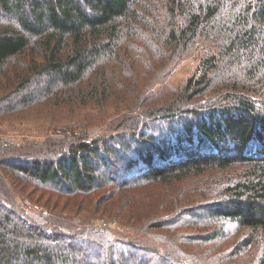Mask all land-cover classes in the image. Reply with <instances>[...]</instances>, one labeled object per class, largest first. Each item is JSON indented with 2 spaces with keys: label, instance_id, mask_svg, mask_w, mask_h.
<instances>
[{
  "label": "trees",
  "instance_id": "1",
  "mask_svg": "<svg viewBox=\"0 0 264 264\" xmlns=\"http://www.w3.org/2000/svg\"><path fill=\"white\" fill-rule=\"evenodd\" d=\"M193 50L194 74L166 93ZM81 108H118L114 133L88 123L20 144L0 132V264H215L185 246L219 244L232 225L244 234L228 256L254 264L264 0H0V122ZM99 213L162 246L72 224Z\"/></svg>",
  "mask_w": 264,
  "mask_h": 264
},
{
  "label": "rangeland",
  "instance_id": "2",
  "mask_svg": "<svg viewBox=\"0 0 264 264\" xmlns=\"http://www.w3.org/2000/svg\"><path fill=\"white\" fill-rule=\"evenodd\" d=\"M197 52L198 50H193L190 54L185 55L182 58V61L179 62L171 72L170 76L166 78L165 84L167 86L166 93L172 94V90H176L179 87H182L185 82L194 74V71L197 67ZM37 114V113H36ZM120 116V110L118 108L107 109L105 111H96L89 108H81L75 114L70 116H62L58 118L45 117L37 120L32 119H17V120H5L0 122V132L3 134L4 140L6 142H16V143H26L29 140L31 141H45L47 139H54V137L68 135V129L80 126H86L88 123L92 124V129L90 133L93 132H104L106 134L114 133L113 130H109V127L112 123L117 121V118ZM79 131V130H78ZM93 136L87 138V141L93 140ZM101 191L96 193L98 197H102ZM35 208L37 207L34 205ZM40 207H37L38 209ZM114 206L108 207L107 212L114 210ZM36 210L33 208V212ZM45 211V210H42ZM102 211V210H101ZM37 212V211H36ZM39 222L41 218L38 217V214H34ZM107 214H104L103 217L101 213L98 215H88L85 219L81 220L80 218L73 217L72 224H80V221L85 222L88 227H95L98 230L106 231V238L112 239V234L121 233L125 238L131 239L133 241H144L148 244L155 246H162L156 239L147 238L142 236L140 232L134 231L133 227H126L124 224H120L116 219H105ZM110 221H105V220ZM126 220L128 216L126 215ZM117 222V223H116ZM198 227H187L185 231L189 235H195L200 231ZM244 234V230L235 228V226L230 227V233H224L226 235L219 244H198L195 242H189V245H186L188 254L195 256L199 262H214L215 264H242L245 256L243 253H239V248L236 247L235 251L242 256L232 258L229 257L226 251V247L232 244H238L241 237ZM230 235L229 239L226 237ZM261 245L257 246L252 250L251 257H247L248 260L252 261L254 264H261L264 262V236L259 239ZM185 250V249H184ZM244 263V262H243Z\"/></svg>",
  "mask_w": 264,
  "mask_h": 264
},
{
  "label": "built area",
  "instance_id": "3",
  "mask_svg": "<svg viewBox=\"0 0 264 264\" xmlns=\"http://www.w3.org/2000/svg\"><path fill=\"white\" fill-rule=\"evenodd\" d=\"M36 208H37V207H36ZM36 208L34 207L35 210H38V209H36ZM42 212H43L44 214L46 213V211H42Z\"/></svg>",
  "mask_w": 264,
  "mask_h": 264
}]
</instances>
